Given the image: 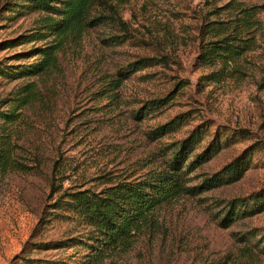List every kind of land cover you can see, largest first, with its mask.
Returning a JSON list of instances; mask_svg holds the SVG:
<instances>
[{
	"label": "rangeland",
	"instance_id": "rangeland-1",
	"mask_svg": "<svg viewBox=\"0 0 264 264\" xmlns=\"http://www.w3.org/2000/svg\"><path fill=\"white\" fill-rule=\"evenodd\" d=\"M6 1L0 0V42L37 25L36 13L10 14ZM225 2L129 0L122 10L127 31L109 21L66 43L58 66L38 79L40 100L5 129L15 150L13 168L0 175V264L60 261L77 250L60 246L80 229L52 216V182L62 190H99L108 176L139 177L158 167L162 153L197 127L207 133L191 157L218 135L227 143L191 173L190 183L247 152L244 176L158 207L132 242L99 264H264L258 246L264 210L227 227L219 223L227 201L264 188V0H236L256 7L255 25L243 35L249 48L228 65H203L199 53L205 41L221 37L211 28L230 25L225 10L214 12ZM113 35L122 42H109ZM31 45L1 48L0 62L20 63L18 53ZM145 57L160 62L126 73L129 64ZM214 72L222 74L219 81H200ZM27 81L0 75V107ZM162 98L165 107L143 119L136 116L144 102ZM175 117L181 123L176 130L149 137L148 131Z\"/></svg>",
	"mask_w": 264,
	"mask_h": 264
},
{
	"label": "trees",
	"instance_id": "trees-1",
	"mask_svg": "<svg viewBox=\"0 0 264 264\" xmlns=\"http://www.w3.org/2000/svg\"><path fill=\"white\" fill-rule=\"evenodd\" d=\"M215 3L223 0H213ZM129 0H7L10 14L26 15L36 13V27L29 33L0 42L1 48L32 44L27 50L18 53L20 63L0 62V75L10 79L26 78L29 81L17 86L10 92L4 106L0 107V175L14 165V148L11 138H5V129L20 120L23 108L33 105L41 98L42 90L38 79L46 77L58 66L59 54L66 43L75 42L94 27L112 21L125 31L127 23L122 16L123 7ZM264 8V4H263ZM256 7H244L236 0H226L215 7L214 12L226 11L231 17L230 25L213 26L211 29L221 34L219 39H207L199 61L203 65H226L235 61L250 46L244 39L255 25ZM211 21H208L210 23ZM210 32L206 31L208 35ZM113 35L108 40L119 44L122 39ZM33 59V61H28ZM141 65H138V63ZM160 62L154 57H145L127 66V74L142 67ZM126 78L127 75H121ZM207 76V77H206ZM200 77L207 82L219 81L222 74L214 72ZM120 80V79H119ZM119 84H114L117 87ZM167 100L153 99L143 103L136 110L138 118H145L150 112L159 110ZM175 117L148 131L151 139H159L176 130L181 123ZM207 129L200 127L192 130L185 138L168 147L160 156V165L146 174L135 178L118 180L106 177L99 190L92 188L70 187L62 190L51 183L54 202L50 204L52 216L58 220L69 221L80 231L60 246L77 248L67 259L60 261L32 260L33 264H99L112 251L126 246L141 232L150 221L153 212L160 206L182 195H198L214 187L241 179L249 164L247 152L236 157L213 175L192 184L190 176L197 168L209 161L227 141L221 136L214 137L200 152L191 155L204 140ZM56 172H54L55 174ZM264 188L250 197L227 201L221 209L219 223L229 226L239 218L251 216L264 210ZM263 192V193H262ZM262 193V194H260ZM250 198V199H248ZM251 203L253 205H251ZM218 215V216H219ZM257 234V233H256ZM256 234L252 236H256ZM260 251L264 254V239L260 240Z\"/></svg>",
	"mask_w": 264,
	"mask_h": 264
}]
</instances>
